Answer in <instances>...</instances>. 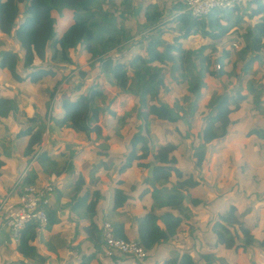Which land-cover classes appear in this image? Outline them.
Segmentation results:
<instances>
[{
  "label": "crops",
  "instance_id": "0c3cea01",
  "mask_svg": "<svg viewBox=\"0 0 264 264\" xmlns=\"http://www.w3.org/2000/svg\"><path fill=\"white\" fill-rule=\"evenodd\" d=\"M140 2L145 3L144 0H138V3ZM132 15L133 17L124 16L123 23L117 25L130 36L129 41H125L119 50L111 51L113 58L130 63L137 58L146 57L147 42L157 33L153 27H143L146 22L144 14L133 12ZM65 16L63 21L57 20L56 24L60 29L59 34L56 32L57 38L74 23L72 17H67V14ZM176 26L178 25L174 22L173 26L167 24L161 28L176 29ZM0 35L3 36L2 33ZM162 39L170 43L171 33H164ZM182 42L184 43V40ZM13 45L14 47H9L8 50H15L19 54L20 66L16 73L21 80L18 81L9 71L0 68V202L30 167L28 172L32 171L36 175L35 184L49 182L51 177L56 178L49 208L54 222L49 228L39 229L37 239L30 245L29 257L23 256L18 245L9 242V235L6 234L0 240V264H140L128 257L109 258L105 255L103 226L109 222L116 236L139 241V220L148 212L161 215L169 211L160 207L159 201L161 197L174 192L179 180L173 177L171 182L155 181L153 175H148L149 168L141 165L148 164L149 160L134 161L130 167L125 168L129 153L128 142L137 129L135 132L129 131L128 125L129 135L115 139L117 117L109 115L108 112L102 113L97 122L101 128V136H96L94 132L89 136L56 125L55 120L61 119L63 115L61 100L55 104L54 114L38 146L39 149L44 145V151L37 161L31 164L30 158L24 156L30 137L17 139L15 136L27 126L30 119L42 117V108L48 102L54 79L60 78L65 67L61 61L47 59L42 62L38 58L26 65L22 62L23 53L19 50L18 43L14 42ZM84 49L92 57L85 47L79 46L76 53L79 55L81 52L85 57ZM4 50L7 49L1 46L0 58ZM156 50L163 53L162 47H157ZM50 54L51 52H48L49 56ZM165 67L172 71L174 69L170 61H166ZM40 68L49 71L50 75L34 83L25 79L27 74ZM129 76H133V73ZM88 86L89 84H86L82 91L74 92L70 97L85 94ZM103 94L104 109L109 108L119 117L130 115L138 107V99L120 95L117 87L104 90ZM6 100L16 102L17 113H7L4 110ZM204 115V119L208 117L207 114ZM84 125L93 128L96 124L88 121ZM173 129L172 123L158 120L151 129V141L153 152L167 144L176 148L167 157L170 159L167 164L184 172L187 188L183 194L187 199L183 208L186 213L176 236L166 242L157 243L149 250L147 263L163 264L167 260L186 254L191 256L195 264H241L243 250L226 249L225 245L220 243L214 227L217 222H221V215L229 212L234 206L242 227L249 231L246 236L239 225L230 227V235L235 242L244 244L247 238H253L256 241L255 246L264 247V194H261L264 185L261 183L260 186L255 177V184L253 178L248 180L258 175L252 168H243L241 172L237 167L233 168L231 176L228 177L219 167L214 175H206L207 169L197 175L193 166L194 158L189 155V145L187 146L185 141L180 143L174 136ZM187 133L189 131L184 133V136ZM254 136L256 138L254 134L248 135L251 139L249 141H253ZM226 141L220 139L212 145L216 146L217 143L221 147L227 144ZM212 145L209 147L212 148ZM249 157L253 159L252 156ZM152 165L161 166L162 163L154 161ZM92 203H95V206H92ZM17 206L18 204L11 202L8 209L11 211ZM92 224L98 228V241L90 232ZM223 229L220 227L219 231L223 232ZM4 240L8 244L3 247Z\"/></svg>",
  "mask_w": 264,
  "mask_h": 264
},
{
  "label": "trees",
  "instance_id": "16d2710c",
  "mask_svg": "<svg viewBox=\"0 0 264 264\" xmlns=\"http://www.w3.org/2000/svg\"><path fill=\"white\" fill-rule=\"evenodd\" d=\"M128 2L129 0H125L124 4H126L127 12L130 14L133 5L131 7ZM103 3L102 0H0V33L4 37L14 38L17 41L19 50L23 53L22 62L26 65H30L35 58L42 62L50 59L51 61L72 64L70 51L83 45L92 55L93 62L90 63V67H93L95 73L91 76H97V78L93 80L85 94L62 99L63 115L61 119L55 120L58 126H65L89 136L91 132L100 136L101 128L97 122L101 114L108 112L109 115L115 117L109 108L105 110L104 104H101L104 101V87L114 88L116 86L120 95L133 96L139 100L140 108L137 109L139 123L136 124L138 130L128 142L129 153L125 168L130 167L134 161L140 160H149L148 164L141 165L150 168L152 163L156 161L162 165L154 167L155 181L171 182L173 177L179 180L174 187V192L169 196L161 197L159 201L160 207L167 208L169 211L163 212L161 215L148 212L139 220L137 226L138 240L149 251L157 243L166 242L176 236L177 229L186 213L183 208L187 199V196L183 194L187 188L184 172L167 164L170 161L167 157L176 148L167 144L157 152H153L151 147V124H155L158 120L172 124L178 123L181 119L179 113L185 111L179 102L171 105L166 102L167 100L159 98L160 86L165 85L160 75L166 61L173 63L174 77L181 78L180 83L182 85L187 84L186 88L184 87L185 99L189 100L190 95L194 96V102H190L189 110V113L193 114L195 106L197 108V99L201 95L202 88L205 87L203 80L211 66V55L209 54L217 52L216 42L223 41L235 31H240L243 27L242 24L257 14L260 15V22L255 27L246 29L245 33L239 32L241 37L239 57L246 61L245 73L251 69L255 61L261 62V54H264V0H246L245 7L249 10L247 13L242 7H232L215 10L203 18H194L191 13L185 11L183 0H170L169 3L173 4L172 8L179 13L173 19L178 25L176 29L174 27L162 29L160 21L164 12L151 5L144 11L146 22L143 27H153L157 33L147 42L146 57L137 58L131 63L120 58H113L111 55V51L119 50L125 41H129L130 36L122 27L117 26L115 17L103 8ZM21 5H23V12ZM65 12L72 13L74 23L61 37L57 38L56 16L62 18ZM164 33L173 34L175 43L172 44L163 40L162 35ZM189 37H193V39L201 37L210 43H204L198 50H186L183 48L184 43H179V41H185ZM157 47L163 48L162 54L158 53ZM49 48L52 51L50 56L48 55ZM222 48L224 54L220 62L231 56L226 45ZM173 51L176 52L175 55L172 54ZM19 66L20 60L17 51L5 50L1 52L0 68L9 71L18 81L21 80L16 73ZM129 69H132L133 76H129ZM80 74L85 79L90 75L89 70L85 69L81 70ZM47 75H50V72L40 68L27 74L25 79L34 83ZM93 78L91 77V79ZM249 87L250 91L255 93L258 99L256 103L260 108L262 104V100L259 99L261 92H257L251 83ZM149 96L152 101L150 105L148 104ZM245 98L246 96L241 94L239 90L235 91V96L228 92L214 97L210 103V110L207 113L208 117L205 118L203 129L197 133L189 131L185 135L189 150L195 151L194 157L198 158L197 165H201L207 145L226 137L234 126L240 127L242 125L230 115L233 111L231 108H239ZM5 107L4 110L7 113L13 112L15 114L18 111L14 100H6ZM199 114L202 113L199 112ZM124 119L121 117L118 121L123 122ZM47 121L48 112H42L41 118L30 119L27 126L19 130L15 136L17 139L25 136L30 137L24 153L25 157L30 158L29 161H32L37 153L47 128ZM88 121H92L96 125L93 128L85 126L84 123ZM192 125L191 123L188 124L190 130ZM263 133V128L260 130L251 129L247 132V136L254 134L264 138ZM195 143L197 147H195ZM35 180L36 175L29 171L21 185L34 184ZM91 205L95 206V203ZM48 217L47 228L54 222L50 212ZM237 225L241 227L244 235H249V231L242 227V223L236 215V207L232 206L229 212L221 215V222H217L214 227L218 239L221 244L225 245L226 249H234L235 251L242 249L245 253L251 254L249 248L255 246L256 243L253 238H247L244 244H240L235 242L230 235L229 228ZM220 227L224 228L223 232L219 231ZM40 228L38 224H29L21 232L18 249L23 256H30V245L37 239ZM90 232L98 241L99 232L95 224H92ZM163 264H195V262L191 256L184 254L167 260Z\"/></svg>",
  "mask_w": 264,
  "mask_h": 264
},
{
  "label": "rangeland",
  "instance_id": "374dc122",
  "mask_svg": "<svg viewBox=\"0 0 264 264\" xmlns=\"http://www.w3.org/2000/svg\"><path fill=\"white\" fill-rule=\"evenodd\" d=\"M102 1H104L105 3L102 4L103 8L105 10H108V12H110L112 16L115 17V22L117 25L123 23L122 19L125 18L124 16L130 15L131 17H133V12L139 13L140 11V14L143 15L144 11L151 5L156 6L159 11L164 12L163 17L160 21L161 26H165L167 24L173 26V19H175L177 14H179L173 10V4L169 3L170 0H144L145 3L143 4L141 2L138 3V0H129L128 5H131V7L133 5L132 13L130 12V14H128L129 12H127V6L126 4H124L125 0ZM148 1L150 2L148 3ZM20 7L22 11L23 5H21ZM242 8L244 11H246V13L249 12L245 5H243ZM126 12L127 14H124ZM65 14H67V17H72V13L68 12L64 13L63 18L56 16L57 20L60 19L61 21H63L66 17ZM247 18L249 19V17ZM259 22L260 15L257 14L255 17H252L248 21L246 20L245 23L242 24L243 27H241L240 31H235L223 41L216 42L217 52L209 54L211 55V66L209 72L205 75V78L203 80L205 83V87L201 90V95L197 99V108L195 106L193 114H190L189 110L191 106L190 102H194V96L190 95L189 100L185 99L186 92L184 90V87L187 86V84L182 85V83H180L181 78H175L172 70H168V68L166 67H164V69L162 70L160 78L163 79L165 85L160 86L159 98L165 101L168 99L171 105H175L176 102H179V104L184 107L185 111L179 113V115H181V119L179 120V122L173 123V133H175L174 136L180 141V143L184 141L187 142V146L188 141L185 140L184 133L188 131H191L192 133L197 131L200 132L203 129L205 125V119L203 115L209 112L210 103L213 101L214 97L221 96L228 92L232 93V95L235 96V91L237 90H239L241 94L246 96L245 100H242L241 106L239 108H231L233 110L232 114L230 115L231 118H234V120L238 121L239 124L242 125L240 127H235V129L230 131V137L228 134L226 137L221 139L222 141L227 140V144H224L221 147L217 143L216 146L211 144L212 148L209 147L211 146L210 144L207 145L206 153L204 155L203 161L201 162V165H197L198 158L196 156L194 157L195 151H190L189 155L192 156V158H195L193 159V166L194 171L197 175H199V173H203V170L206 169V175H214L215 173H217L219 167L225 172V176L228 177L231 176L233 168L237 167L239 171L243 170V168H252L253 172L258 175L250 177L248 180L251 181V179L253 178V184H255V177L257 178L258 184L260 183V186L261 183L264 185V138L256 136V139L254 136L253 141H249L251 139L248 138L246 134L248 132L247 130L251 129L260 130L261 128H263L264 132V54H261V62L255 61L251 69L247 73L244 72L246 61L239 57V50L241 48V37L239 32L245 33L246 29L255 27V25ZM57 26L58 25L56 24L55 30L59 34L60 29ZM135 35H138V33H135ZM171 35V42L172 44H174L175 38L173 34ZM202 40L203 39L201 37H198L196 39H193V37H191L184 41V49L198 50V48H200L204 43H210V41ZM14 42L17 43L14 38L5 39L4 35H0V47L2 46L8 50L9 47H14ZM181 42L182 41H179V43ZM225 45L227 46V50L230 52L231 56L230 58L223 59V62H220V59L223 58L224 54L222 46ZM235 45L237 47H235ZM81 47L84 48L85 46L83 45L80 46V48ZM76 51V49L70 51V57H72L74 60L72 64L62 63V66L65 67V70H63L60 78L54 79L48 102L44 105V108H42L43 113H45L46 111L48 112L47 124H49L50 121L49 117L53 116L54 114L56 108L55 104L57 102H59L60 100L62 101L63 98H71L70 94L77 91H82L86 84H89V89L93 80L97 78V76H91V74L95 73L93 67H90V63L93 62L92 57L86 53L85 49L83 50V52L86 53L85 57L82 56L81 52L78 55ZM50 52H52L51 49ZM172 54H176V52L173 51ZM217 64L220 65V69H218V67L216 66ZM83 69L89 70L90 75L86 77V79L80 74L81 70ZM130 73H133L132 69L128 70L129 75H131ZM91 77L94 78L91 79ZM250 83L253 85L257 92H261L259 96V99L262 100L260 108H258V104L256 103L258 99L256 98L255 93H252L249 89ZM104 90H113V88L104 87L103 91ZM151 103L152 101L149 96L148 104L150 105ZM101 104L103 105L105 104V102L103 101ZM138 108H140V103H138V107L133 110L130 115L122 116L125 118L123 122H119L118 119L121 117L115 114L118 124L117 130H115L116 132L114 133L115 139H122L123 137L129 135L127 131L129 129L128 125L130 126L129 131H134L135 129H137L133 124L139 123L137 120ZM199 112H201L202 114H199ZM190 123L193 124L191 130L188 128V124ZM152 127L153 124H151L150 130L152 129ZM185 128L187 129V131H184ZM151 144V147L153 148V143ZM195 147H197L196 143ZM255 152L256 156H254ZM249 156H252L253 159H251ZM251 175L252 173H250V176ZM261 194H264V191ZM256 205L259 206L258 203H256ZM251 250L252 253L249 255L245 254L242 251L243 255L241 257V264H264V247L253 246Z\"/></svg>",
  "mask_w": 264,
  "mask_h": 264
},
{
  "label": "built area",
  "instance_id": "2783aa9c",
  "mask_svg": "<svg viewBox=\"0 0 264 264\" xmlns=\"http://www.w3.org/2000/svg\"><path fill=\"white\" fill-rule=\"evenodd\" d=\"M183 2L185 11L191 13L194 18H203L215 10L242 7L246 0H183ZM216 66L220 69V65ZM44 148V145H41L31 164L37 161ZM28 170L17 179L0 202V240L7 234L9 235L8 241L14 245H19L21 232L29 224L46 227L49 221L50 198L55 191V177H51L49 182L22 186L21 182ZM11 202L18 206L9 211L8 205ZM7 244L8 242L4 240L3 247ZM103 248L105 255L109 258L123 256L140 264H148L149 251L137 240H126L116 236L109 222L103 226Z\"/></svg>",
  "mask_w": 264,
  "mask_h": 264
},
{
  "label": "water",
  "instance_id": "95a60500",
  "mask_svg": "<svg viewBox=\"0 0 264 264\" xmlns=\"http://www.w3.org/2000/svg\"><path fill=\"white\" fill-rule=\"evenodd\" d=\"M153 170H154V166L151 165L150 168H149V172H148V175L151 177L153 175Z\"/></svg>",
  "mask_w": 264,
  "mask_h": 264
}]
</instances>
